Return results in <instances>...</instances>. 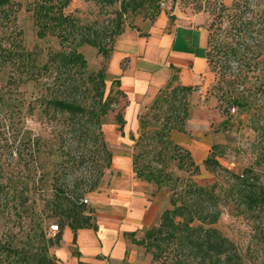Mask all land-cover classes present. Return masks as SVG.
Returning a JSON list of instances; mask_svg holds the SVG:
<instances>
[{
  "label": "rangeland",
  "instance_id": "374dc122",
  "mask_svg": "<svg viewBox=\"0 0 264 264\" xmlns=\"http://www.w3.org/2000/svg\"><path fill=\"white\" fill-rule=\"evenodd\" d=\"M156 1L160 15L165 13L172 19L175 14H203L208 28L217 13L215 7L221 4L231 7L240 1L246 2V8L250 7L248 18L253 16L257 21L260 12L264 14V0ZM40 2L12 0L9 6L0 9V246L5 243L13 246L29 244L31 229L37 226H43L49 237H55L60 229L53 231L52 226L59 228V218H62L55 216V196L59 189L67 193L87 191L99 179L100 186L94 192L84 194L83 200H88L85 204L94 212L93 221L101 227L110 210L98 198L103 193L112 192L114 181L125 174L114 170L112 164L110 168L107 166L118 151L127 150L134 156L135 142L131 136L138 138L140 135V126L136 131H129L127 121L124 134L119 129L116 115L121 113L125 118L127 98L109 76V66L105 98L112 95V109L101 119L100 130L92 123L77 127L75 119L47 104L62 90L63 83L62 79H57L52 56L63 50L76 49L87 60L86 75L98 72L103 67V58L96 48L78 45L79 27H91L100 34L103 32L106 43L111 45L112 26L109 22L116 18L120 3L109 6L97 1L71 0L64 14L75 18L78 27L74 32L68 28V42L63 47L58 32L40 36L36 17ZM160 15L151 9L129 12L123 20L126 28L144 34ZM238 65L234 64V67ZM254 68L240 87L219 82V75L213 72L210 84L197 86V91L185 95V98L176 96L170 99L175 106L184 99L188 103L189 118L184 126L186 131L182 133L192 141L207 142L210 152L229 171L211 172L203 165L194 179L202 186L216 184L215 194L221 216L214 227L237 246L244 264H264V205H251L247 192L232 176L253 168L264 183V62ZM74 72L76 69L72 70ZM85 102L89 103L90 98ZM151 106L142 110L138 117L149 112ZM167 107L165 104L164 108ZM168 116L162 112L158 122L151 115L149 129L160 128ZM103 144L108 151L103 149ZM190 154L191 157L185 158L186 166L191 162L196 164L193 153ZM163 166L175 181H189L191 173L181 170L178 162L167 160ZM127 175L135 180L136 189L152 197L156 186L139 180L133 166ZM163 196L156 227L161 222L162 213L173 209L170 191L163 192ZM146 231L147 228H141L134 235L125 233L128 243L125 257L120 261L101 258L103 264H151L152 254L134 243L143 239ZM52 252L55 253L54 250ZM12 262L15 264V260ZM155 264L174 262L169 259L166 263L160 260Z\"/></svg>",
  "mask_w": 264,
  "mask_h": 264
},
{
  "label": "trees",
  "instance_id": "16d2710c",
  "mask_svg": "<svg viewBox=\"0 0 264 264\" xmlns=\"http://www.w3.org/2000/svg\"><path fill=\"white\" fill-rule=\"evenodd\" d=\"M83 1H97L109 6L120 3V11L117 12L116 18L109 22L112 26L109 40L111 45L106 43L105 36H102L103 32L100 34L91 27H79L78 45L96 48L103 58V67L98 72L86 75L88 63L81 52L71 49L69 52L63 50L55 53L51 63L56 68L57 79L63 80L62 90L52 96L47 104L75 119L77 127H82L84 123H92L94 128L100 130L101 119L112 109V95L105 98L106 77L115 41L126 29L123 16L129 12L137 13L151 9L158 16L160 11L156 7V0ZM11 3L12 0H0V9ZM70 4L71 0H41L36 9L41 37L58 32L64 47L68 42L66 33L68 28L71 27L74 32L78 27L75 18L64 14V10ZM246 6V2L240 1L231 7L225 4L215 7L217 13L208 28L209 41L206 51L210 69L219 75V82L239 87L245 83L249 71L255 69L254 67L257 69V66L264 62V14L260 12L258 21L253 20V16L248 18L250 7L248 9ZM234 64L239 65L235 68ZM73 69H76V72L72 73ZM231 76L234 78L231 79ZM114 84L126 97L120 90V81L115 80ZM196 91L197 87L181 85L172 87L170 83L167 89L159 92L149 112L139 116L140 135L138 138L131 136V140L135 142L134 171L139 180L156 186L152 197L166 190L170 191L173 209L165 210L161 215L160 224L147 229L144 238L135 240L134 243L152 254L151 264L160 260L166 263L169 259H172L174 264H244L237 246L214 227L221 216L218 196L215 194L216 184L212 186L198 184L194 177L199 175L201 166L194 162L186 166L185 158L191 157L190 152L175 144L171 138L174 130L186 131L184 126L189 118L187 101L184 99L175 106L170 101L171 97L185 98V95ZM88 98L89 103L85 102ZM237 101L240 102L239 98ZM165 104H168L166 109ZM162 112L169 114L170 117L164 120L160 128L150 130L149 117L152 115L153 119L159 120ZM116 121L124 134L126 123L124 115L118 113ZM103 149L108 151L106 144H103ZM150 156L151 158L147 160ZM167 160L176 161L181 170L189 171L191 173L189 181L177 182L178 180L175 181L166 173L163 165ZM111 164L107 168H110ZM203 165L211 172H229L216 159L213 152H210ZM232 176L244 192H247L246 197L251 205H264V183L253 168H246L241 175L233 173ZM99 186L100 179L87 191L67 193L60 188L55 196V216H62L59 218L60 232L52 238L48 236L43 226L32 228L33 233L28 237L29 244L13 246L5 243L0 246V264H13L12 260H15V264H57L58 258L52 251L61 247L65 228L72 230L74 244L79 230L93 229L98 232L99 227L93 221L94 212L82 200L84 194L94 192ZM72 255L78 258L81 256L77 251H72ZM78 264L87 263L79 261Z\"/></svg>",
  "mask_w": 264,
  "mask_h": 264
},
{
  "label": "crops",
  "instance_id": "0c3cea01",
  "mask_svg": "<svg viewBox=\"0 0 264 264\" xmlns=\"http://www.w3.org/2000/svg\"><path fill=\"white\" fill-rule=\"evenodd\" d=\"M207 23L203 14H175L170 19L162 13L144 34L127 27L119 37L109 61L108 74L120 81V90L126 95L124 112L129 131L138 130L140 112L152 105L159 92L170 83L185 87L210 84L213 72L206 58ZM172 138L189 149L196 164L203 166L210 155L207 142L192 141L179 131H173ZM112 166L125 174L114 181L112 192L98 198L110 210L103 225L98 226V232L79 230L76 244L72 230L67 227L61 247L54 250L57 264H78L79 261L103 264L101 258L120 261L128 247L124 234L150 229L158 223L163 193L149 197L135 188V180L127 175L133 166V154L127 150L118 151L113 156ZM72 251L79 252L80 258L73 256Z\"/></svg>",
  "mask_w": 264,
  "mask_h": 264
},
{
  "label": "built area",
  "instance_id": "2783aa9c",
  "mask_svg": "<svg viewBox=\"0 0 264 264\" xmlns=\"http://www.w3.org/2000/svg\"><path fill=\"white\" fill-rule=\"evenodd\" d=\"M82 202L87 204L88 200H82ZM52 230L53 231H59V228H58V226H52Z\"/></svg>",
  "mask_w": 264,
  "mask_h": 264
}]
</instances>
